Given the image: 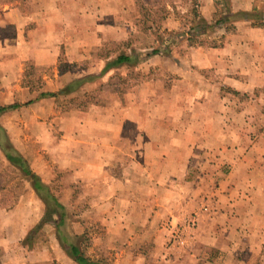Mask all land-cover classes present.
<instances>
[{
	"label": "crops",
	"instance_id": "1",
	"mask_svg": "<svg viewBox=\"0 0 264 264\" xmlns=\"http://www.w3.org/2000/svg\"><path fill=\"white\" fill-rule=\"evenodd\" d=\"M138 1L148 5L154 0ZM136 2L0 0V104L15 102V89L27 100L37 94L20 86L28 63L43 73V90L48 91L73 78L98 74L105 61L97 64L91 58L101 47L102 36L116 38L113 25L125 24ZM201 2L209 3V12H202L209 15L212 0ZM167 17L169 30H177V21L170 14ZM187 47L189 68H213L222 77L218 86L201 73L192 76L184 70L176 51L159 52L140 65L147 71L162 66V78L140 82L122 100L110 95L106 104L63 115L54 112L50 97L20 108L29 123L52 114L64 130L57 148L59 159L72 166L73 181L84 184L82 191L94 201L104 231L94 244L114 251L112 264H177L174 258L183 249L192 254L185 252L180 264H221L220 257L227 258L224 264H256L262 258L264 92L241 98L220 86L249 94L264 87V28L241 20L223 46ZM61 55L74 65L59 72ZM170 76L175 79L172 83L165 79ZM181 84L183 91H175ZM14 111L2 114L0 122L17 119ZM253 114L263 127L256 140L243 148L237 143L241 134L237 123L251 120ZM4 125L9 137H15L12 125ZM25 135L32 139L36 134L25 131ZM11 139L25 158H32V144ZM43 176L40 173L47 184ZM35 195L27 192L16 207L0 210V264H52L40 255L32 257L31 250L25 256L26 249L19 243L44 214L42 207L37 212L21 208L28 206L26 200L36 205ZM38 202L40 206V198ZM188 222L196 227L190 228ZM58 242L50 244L57 264H78Z\"/></svg>",
	"mask_w": 264,
	"mask_h": 264
},
{
	"label": "rangeland",
	"instance_id": "2",
	"mask_svg": "<svg viewBox=\"0 0 264 264\" xmlns=\"http://www.w3.org/2000/svg\"><path fill=\"white\" fill-rule=\"evenodd\" d=\"M228 1L233 11H251L254 9L256 11H261L264 15V0H252L250 2L249 0ZM198 4L201 13L209 12V3L201 2L200 0ZM190 5L191 0H178L175 3H173L172 0H154L148 5H145L142 1L137 0L134 10L128 12L126 19L127 21L125 24L113 25V29H115L116 33L114 32L112 36L117 37L110 38V35L107 33L105 36H102V45L96 49L94 52L95 56L91 59H96L98 64L99 61H105L107 56L117 53L119 50H121V48L128 51L129 47L132 50H138L142 48V46H157L159 44V37L166 36L170 31L179 33L187 32L188 26L193 21V15L189 12ZM212 8V12L207 16L204 15L205 17H211L213 11L215 10L214 5ZM169 14L170 19L177 21V30H169L167 23V16ZM246 21H249L250 25L252 26V20ZM254 22L256 23V21ZM256 27L264 28V26ZM233 30L225 32L224 28H218L211 36L212 38L215 37L213 39L221 40L224 45L226 36ZM100 34L102 35L103 32H100ZM126 43H129V45L125 46ZM174 44L175 45L171 44L168 49H165L164 52L167 53L170 51H176V54L181 56L180 58L182 59V64L185 66L184 70H188L189 74L192 73V76H199L201 73L205 80L214 86H218L222 82L221 75L215 72L213 68H208L201 71H194L193 69L189 68L190 61L187 58V53L189 56V48L187 47L188 45L186 46L185 41L183 40H177V42ZM196 46L208 47L206 45L197 44ZM59 59L60 60L57 68H59V65L62 67L64 66L65 68H67L66 66L72 67L74 65L73 63H68L65 56L61 55L59 56ZM86 61L88 60H85V62ZM140 64H138L135 69L127 67L112 69L111 71H108L107 73H104L102 76H100L95 81V84L83 89L79 95L72 94L69 97L77 96L80 99H90L91 94L94 92L95 97H97L101 103L103 102L102 104H106L108 101L107 97L110 95H117V97L122 100L123 94L132 88H135L134 86L140 82L153 78H162V73H165L162 66L160 65H156V71H147V66ZM50 74L52 73H49V75ZM173 76L175 79L179 78L178 74ZM174 78L170 76L165 79H169L172 83V81L175 80ZM30 79H32L36 88L41 87V89H43L45 87L43 73L34 66ZM183 82H185V80H183ZM20 86H22L21 83ZM169 86L167 88H169ZM167 88L165 90H167ZM183 88L184 86L181 84L178 87H175L174 90L183 91ZM19 92L20 91L18 89H15L16 97L14 98V101L22 103L23 101L27 100L28 96L21 98L19 96ZM260 92L261 91H259V96H262L263 93ZM67 100L68 98H61L60 102L57 104V102H55L53 99V110L57 115H63L69 113L72 110H77L69 108L70 105L66 104ZM5 104L7 103L0 105ZM21 107L16 109L13 114L18 115V117H16L17 119L20 118L24 120L12 118L11 120H2L1 122L4 127V124L12 125L11 127L13 131L11 132L13 136L15 135V137L10 136L11 142V138H14L19 140L22 145L29 143L32 144V158H24L27 160L34 173H36L39 177L40 173L44 174L43 177L45 181L48 182L47 185L49 186L51 194L58 200L59 203L64 206L66 211L64 223L60 226V228H58V230L64 233L66 236L74 234L80 235L85 233L84 236L88 239V241L84 242V244L87 246L81 245L84 255L90 259L104 258L107 263L112 264L115 258L114 251L101 248L97 244H94L95 239H98L104 234L103 226L101 225L99 216L97 214V209L95 205H93L94 201L89 199L87 196L88 194H85V192L82 191L85 186L84 184H77L73 181L74 176L73 170L71 168L72 166L62 163V160L59 159L60 157L58 156L57 148L63 139L64 130L61 128L60 124L55 122L53 119L55 115L52 114L48 116L46 114V117L40 118L39 121L29 123V117L27 114L19 113ZM237 124H240L239 126H241V134L240 137L237 138V143H239V146L243 148H246L249 144L256 140L259 131L262 130L263 127L262 120L255 118V114H253L251 120L248 121L247 119H240V123L238 122ZM25 131L35 133L36 135L32 136V139H29L28 136L25 135ZM227 143H229L230 149L231 137H229V141ZM224 146H227L226 143H224ZM20 153L23 155L22 152ZM199 159L200 158H197V160ZM220 169L223 170V167L220 166ZM27 192H34L30 178L12 166L0 151V210L3 208L16 207L19 204V201H21V196H26ZM36 197L38 198V196ZM38 199L36 205H34L31 200H26L28 206H21V208L30 207L33 209V212L39 211L38 208L42 207L44 214L27 232L25 239L19 243H22V246H24L26 249L25 256H27L28 252L31 250L33 251L32 257H37L40 255L41 257L47 258L48 263L57 264V254L55 253L54 248L50 246L53 241H58L56 228L57 217L48 216L46 214L47 211L44 203L41 202L39 206ZM19 217L22 218V212H19ZM188 223L190 224L188 225L190 228L196 227L192 226L191 222ZM181 237H185V234H182ZM82 239L83 237L79 239L78 244H80V240ZM59 247L63 250L60 245ZM261 251L262 258H260L256 264H263L264 262V248H262ZM63 252L65 255H67L64 250ZM185 252L192 254L190 249H183L181 254L179 256L176 255V258H174L177 264H180L179 261ZM20 253L21 251L19 250L18 255ZM174 259L172 261H174ZM218 259L220 260L221 264H224L223 262L227 260V258L224 257H220ZM195 262L196 264H199L198 261ZM195 262L190 261L189 264H194ZM161 264L167 263L162 262Z\"/></svg>",
	"mask_w": 264,
	"mask_h": 264
},
{
	"label": "trees",
	"instance_id": "3",
	"mask_svg": "<svg viewBox=\"0 0 264 264\" xmlns=\"http://www.w3.org/2000/svg\"><path fill=\"white\" fill-rule=\"evenodd\" d=\"M199 1L200 0H191L189 12L193 15V21L188 26L187 32L179 33L170 31L166 36L159 37V44L157 46H142V48L138 50H132L129 47L128 51L121 48V50L117 53L107 56L105 63L98 74L73 78L56 91L43 90L41 87L36 88L32 79H30L33 66L31 64H27L23 71L21 85L22 87L28 88L29 92H36L37 94L22 103L13 102L10 104L0 105V117L6 112L16 110L21 106H26L36 100L47 97L53 98L57 104L60 102L61 98H68L66 104L70 105L69 108L77 110H84L91 104L102 105L103 102L101 103V101L95 97L94 92L91 94L90 99H80L77 96H69L81 89L84 84L94 82L110 69H117L119 67L135 69L138 64L150 56L159 52H164L171 44L175 45L174 43L177 42V40H183L188 45L197 44L206 45L208 47H221L223 45L222 41L213 39L215 37L212 38L211 36L218 28H224V31L228 32L235 28V23L237 21L243 19L252 20V26H264V15L261 11H256L254 9L251 11H233L228 0H212L215 10L213 11L211 17L207 18L199 10ZM254 21H256V23ZM127 45H129V43H126L125 46ZM64 69V66L62 67L59 65V72H62ZM220 89L232 95L240 96L241 98L258 96L259 91L264 92V87L257 88L250 94L247 92L237 91L236 89L225 85H221ZM0 151L12 166L30 178L33 190L46 207V214L48 216L57 217L56 228L58 241L65 250L66 254L78 264H109L104 258L90 259L84 255L81 245L87 246L84 244V242L88 241V239L84 236L85 233L66 236L58 230V228L63 225L64 218L66 216L64 206L51 194L49 186L32 171L24 156L13 146L7 130L1 123ZM82 237L83 239L80 240V244H78L79 239Z\"/></svg>",
	"mask_w": 264,
	"mask_h": 264
},
{
	"label": "built area",
	"instance_id": "4",
	"mask_svg": "<svg viewBox=\"0 0 264 264\" xmlns=\"http://www.w3.org/2000/svg\"><path fill=\"white\" fill-rule=\"evenodd\" d=\"M176 234V231L175 232H173V235H175Z\"/></svg>",
	"mask_w": 264,
	"mask_h": 264
}]
</instances>
